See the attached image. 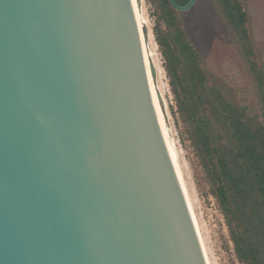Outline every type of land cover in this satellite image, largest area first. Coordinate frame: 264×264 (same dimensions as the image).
Here are the masks:
<instances>
[{
    "label": "water",
    "instance_id": "1",
    "mask_svg": "<svg viewBox=\"0 0 264 264\" xmlns=\"http://www.w3.org/2000/svg\"><path fill=\"white\" fill-rule=\"evenodd\" d=\"M0 264H208L141 0H0Z\"/></svg>",
    "mask_w": 264,
    "mask_h": 264
},
{
    "label": "trees",
    "instance_id": "2",
    "mask_svg": "<svg viewBox=\"0 0 264 264\" xmlns=\"http://www.w3.org/2000/svg\"><path fill=\"white\" fill-rule=\"evenodd\" d=\"M190 0H177L186 5ZM257 85L262 121L207 75L200 53L170 0H160L156 41L177 112L228 227L241 264H264V64L256 61L249 12L241 0H217Z\"/></svg>",
    "mask_w": 264,
    "mask_h": 264
},
{
    "label": "rangeland",
    "instance_id": "3",
    "mask_svg": "<svg viewBox=\"0 0 264 264\" xmlns=\"http://www.w3.org/2000/svg\"><path fill=\"white\" fill-rule=\"evenodd\" d=\"M159 2L160 0H142L149 20L148 34L153 38L157 54L156 72L160 76L159 82L164 94V104L166 101L165 107L169 109L168 119L172 136L178 146L213 264H241L230 240L225 218L216 200L210 195L204 170L177 112L175 96L165 69V60L156 41L155 27ZM241 2L250 14L251 22L248 27L254 42L256 61L260 65L264 64V0H241ZM179 13L189 40L202 56V66L211 83L215 81L232 101L245 106L249 115L262 121V108L256 82L242 54L240 42L232 34L217 0H198L191 10Z\"/></svg>",
    "mask_w": 264,
    "mask_h": 264
},
{
    "label": "bare ground",
    "instance_id": "4",
    "mask_svg": "<svg viewBox=\"0 0 264 264\" xmlns=\"http://www.w3.org/2000/svg\"><path fill=\"white\" fill-rule=\"evenodd\" d=\"M141 7H142V11H143L145 25H146L147 32H148V30H149V20H148L146 9L144 8V6L142 4V0H141ZM148 38H149L150 48H151V52H152V56H153V60H154L155 68H156L158 63H157V59H156V57H157L156 50H155L154 45H153L154 41H153V38H152L151 34H148ZM158 80L160 81V76H158ZM161 91L163 92L162 88H161ZM162 95H163V99H164V94L162 93ZM165 104H166V101H165ZM165 108H166V112H167V116H168V110L169 109H168V107H165ZM171 132H172V130H171ZM173 141H174V146H175L177 158H178V161H179V165H180V168H181V172H182V175H183V179H184V182H185V186H186V189H187V193H188V196H189V200H190V203H191V207H192V210H193V213H194V217H195V220H196V224H197V227H198V231H199V234H200V238H201V241H202V244H203V248H204V251H205V254H206V258H207L208 264H213V260H212L211 255H210V251H209L208 245L206 243L207 241L205 240V237H204V234H203V231H202V227H201V224H200L201 222L199 220V217H198V214H197V210H196V207H195V203H194V200L192 198V194H191V191H190V188H189V184H188L187 177H186V174H185L184 166L182 165V162H181V156H180V153L178 151V146H177V143H176L175 139H173Z\"/></svg>",
    "mask_w": 264,
    "mask_h": 264
}]
</instances>
